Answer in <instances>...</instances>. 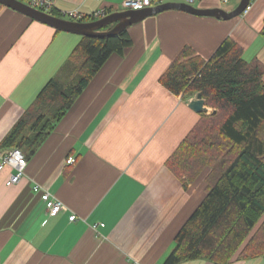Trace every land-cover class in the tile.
Masks as SVG:
<instances>
[{"label": "crops", "instance_id": "1", "mask_svg": "<svg viewBox=\"0 0 264 264\" xmlns=\"http://www.w3.org/2000/svg\"><path fill=\"white\" fill-rule=\"evenodd\" d=\"M122 2L55 0V7L59 15L77 9L91 16L120 12ZM240 2L194 0L193 6L231 12ZM263 29L264 0H251L228 21L171 10L130 27L133 46L101 68L28 159L21 182L8 187L15 170L0 171V264H164L207 194L208 171L184 189L166 167L201 114L159 79L186 46L207 60L227 38L246 61L264 64ZM82 39L0 11V144ZM45 190L65 205L57 217L46 214ZM238 257L230 264H264Z\"/></svg>", "mask_w": 264, "mask_h": 264}, {"label": "trees", "instance_id": "2", "mask_svg": "<svg viewBox=\"0 0 264 264\" xmlns=\"http://www.w3.org/2000/svg\"><path fill=\"white\" fill-rule=\"evenodd\" d=\"M132 46L128 30L109 38L83 37L0 150L19 149L27 160L32 157L106 62ZM159 83L185 101L201 93L213 109L200 115L166 162L184 189L208 174L207 194L175 237L164 264H230L238 253L244 261L264 259V64L246 61L242 47L227 38L207 60L186 46Z\"/></svg>", "mask_w": 264, "mask_h": 264}, {"label": "water", "instance_id": "3", "mask_svg": "<svg viewBox=\"0 0 264 264\" xmlns=\"http://www.w3.org/2000/svg\"><path fill=\"white\" fill-rule=\"evenodd\" d=\"M0 4L61 32L90 38H109L121 34L123 31L128 30L130 27L152 16L171 10H178L197 17H211L228 21L244 14L250 7L251 0H241L238 7L231 12L218 8L200 9L187 3L168 2L156 7L141 10H127L111 13L100 20L91 22H74L59 18L55 15L32 8L20 0H0ZM109 25H114V27L103 31V29ZM189 107L198 114H208L209 111L201 93H198L196 97L189 102Z\"/></svg>", "mask_w": 264, "mask_h": 264}, {"label": "built area", "instance_id": "4", "mask_svg": "<svg viewBox=\"0 0 264 264\" xmlns=\"http://www.w3.org/2000/svg\"><path fill=\"white\" fill-rule=\"evenodd\" d=\"M26 5L35 8L37 10L43 11L45 13L54 15L56 13L55 0H20ZM228 1V0H225ZM194 0H187V4L193 5ZM163 4V0H123L121 4L122 11L127 10H141L150 7H156ZM109 14H106L105 11L95 12L91 16H86L81 13L79 10H73L59 15L60 18L67 19L69 21L74 22H87L85 20L87 17L89 21H97ZM56 16V15H55ZM70 163H73V158L69 159ZM28 166V160L25 155L19 149H13L10 151H0V171L4 170L7 167L15 170V173L11 174L6 185L8 187L17 185L23 179L25 175V171ZM35 192L40 191V186H36L34 188ZM42 203L45 207L46 214L49 217H57L60 213L65 210L64 203L53 196L48 190L42 193L41 196ZM70 222H74L76 220V216L72 215L69 218ZM128 264H137L136 262L128 263Z\"/></svg>", "mask_w": 264, "mask_h": 264}, {"label": "rangeland", "instance_id": "5", "mask_svg": "<svg viewBox=\"0 0 264 264\" xmlns=\"http://www.w3.org/2000/svg\"><path fill=\"white\" fill-rule=\"evenodd\" d=\"M75 10H77V9H75ZM72 11H73V10H72ZM195 97H196V96H195ZM193 99H194V98L190 99L189 102H190L191 100H193ZM211 110H213V109L210 108V111H211ZM211 112H212V111H211ZM211 112H210V113H211ZM210 113H208V114H210Z\"/></svg>", "mask_w": 264, "mask_h": 264}]
</instances>
